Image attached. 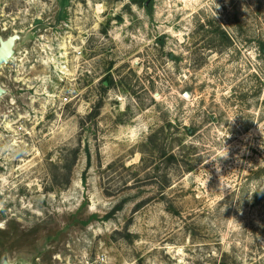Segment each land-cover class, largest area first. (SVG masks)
I'll use <instances>...</instances> for the list:
<instances>
[{
	"label": "rangeland",
	"instance_id": "374dc122",
	"mask_svg": "<svg viewBox=\"0 0 264 264\" xmlns=\"http://www.w3.org/2000/svg\"><path fill=\"white\" fill-rule=\"evenodd\" d=\"M8 38L0 264H264V0H0Z\"/></svg>",
	"mask_w": 264,
	"mask_h": 264
},
{
	"label": "water",
	"instance_id": "95a60500",
	"mask_svg": "<svg viewBox=\"0 0 264 264\" xmlns=\"http://www.w3.org/2000/svg\"><path fill=\"white\" fill-rule=\"evenodd\" d=\"M12 45L13 38H8L6 41L0 43V69L8 62L9 58L12 56ZM2 91L0 89V95ZM188 98V95H184ZM6 264V263H3Z\"/></svg>",
	"mask_w": 264,
	"mask_h": 264
}]
</instances>
